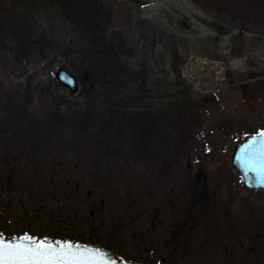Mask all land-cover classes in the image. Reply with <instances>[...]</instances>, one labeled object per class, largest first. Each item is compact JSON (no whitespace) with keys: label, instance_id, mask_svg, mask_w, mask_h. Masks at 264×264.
<instances>
[{"label":"rangeland","instance_id":"obj_1","mask_svg":"<svg viewBox=\"0 0 264 264\" xmlns=\"http://www.w3.org/2000/svg\"><path fill=\"white\" fill-rule=\"evenodd\" d=\"M246 1L227 2L243 8ZM101 2L108 8L114 30L126 37L131 66L147 84L146 104L154 107L164 102L167 87L179 81L177 91L207 96L215 105L207 109L202 126L190 131L185 146L180 139L178 146H172L177 148L169 155V163L161 164L153 156L138 162L132 156L109 157L85 135L91 122L81 131L47 115L51 106H59L60 111L71 106L89 110L95 126L101 119L97 111L101 101L73 95L61 85L47 91L58 69L72 72L58 50L22 43L19 25L35 20L52 25V12L35 2L2 0L0 18L14 25L0 32V37L6 46L15 47L9 53L11 62L0 63V168L10 169L17 162L24 163L22 167L44 166L56 182L77 183L81 193L75 201L60 200L49 196L46 184L33 190L28 174L24 183L1 173L0 225L8 226L10 236L30 231L47 238L51 237L46 231L67 227L74 240L65 239L72 242L77 238V242L97 244L123 258L124 249L129 248L140 264H172L163 237L150 228L158 230L159 222L149 220L147 210L140 207V195L150 193L159 202L163 198L174 202L191 176L218 199L215 206L224 210L221 223L228 233L227 247L221 244L204 264H264V192L247 190L232 166L233 152L243 135L259 133L264 126V101H248L239 90L242 81H255L249 73L264 74V32L205 11L195 0ZM102 199L113 209L116 204L130 207L127 215L119 207L115 216L129 217L135 224L133 231L138 232L118 237L111 227H102L110 219L107 210L103 207L90 214V205ZM67 203L73 220L65 213Z\"/></svg>","mask_w":264,"mask_h":264},{"label":"trees","instance_id":"obj_2","mask_svg":"<svg viewBox=\"0 0 264 264\" xmlns=\"http://www.w3.org/2000/svg\"><path fill=\"white\" fill-rule=\"evenodd\" d=\"M26 1L46 5L48 11L52 12L54 22L52 25H46L35 20L31 24L25 22L19 25L23 45H44L48 50H58V55L68 60L70 69L79 79L81 89L78 95L88 96L92 101H101L97 110L101 119L96 126L89 116V110L78 107L67 106L64 111H60L59 106H51L47 109L49 118L67 121L81 131H86L88 123L91 122L90 130L85 135L93 141L95 147L97 145L100 151L109 157L132 156L135 158L133 162H138L153 156L160 158L161 164L169 163V155L177 148L172 146H178L181 140L184 146L186 145L190 131H197L202 126L207 109L215 105L213 100L207 96H194L184 89L177 91L182 85L177 81L175 85L167 87L164 102L154 107L146 104L144 86L147 84L141 78L140 72H135L131 66L126 37L114 30L108 8L101 0ZM227 1L195 0L205 11L214 15H227L224 17L240 21L248 30L257 27L264 32V0H247V6L243 8ZM8 22L0 18V32L11 30L12 22ZM14 47L15 44L6 46L5 39L0 37V63L11 62L9 53L13 52ZM248 75L249 79L253 78L255 81H242L239 90L247 96L248 101H264V74L257 76L251 72ZM52 87L59 89L60 84L52 80L46 87L47 91ZM260 131H264V126L260 127ZM255 134L258 133L250 131L249 134L243 135L242 142ZM23 164L17 162L10 169L0 168V174L9 176L7 179L17 176L24 183V175L28 174L32 177H29V186L33 187V190L37 185L46 184L49 196L55 195L60 200L71 202L80 196L81 189L77 183L56 182L53 173L47 174L46 167H22ZM18 166L19 168L13 169ZM108 179L110 178L105 181ZM61 185L67 189L61 188ZM108 188L115 189L116 186ZM185 188L183 186L181 194L174 202L166 201L165 198L159 202L152 198L150 193H142L140 207L147 210L149 220L151 218L159 222L158 230L154 226L150 228L163 237V247L170 251L167 253L170 263L181 264L187 260L190 264H204L206 260L213 258V252L217 251L221 244L225 246L223 248L227 247L225 243L228 233L221 223L224 210L221 206H215V199H218L210 194L206 185L191 176ZM66 205L65 213L73 220L72 207L68 203ZM116 206L117 208L113 209L102 199L100 203L94 202L90 205V214L94 215L93 213L104 207L110 219L104 220L101 226L111 227L118 237L138 232L133 231L135 224L129 217L115 216L119 207L126 215L130 207L123 208L117 204ZM120 214L122 215L121 212ZM7 229L8 226L0 225L3 235H9ZM46 232L45 235L51 238H73L67 227H56L51 232ZM27 233L35 235L30 231ZM77 241L79 240L76 238L74 242ZM124 251L126 261L136 260L129 248ZM197 259L200 261L197 262Z\"/></svg>","mask_w":264,"mask_h":264},{"label":"snow or ice","instance_id":"obj_3","mask_svg":"<svg viewBox=\"0 0 264 264\" xmlns=\"http://www.w3.org/2000/svg\"><path fill=\"white\" fill-rule=\"evenodd\" d=\"M239 153L237 159L246 171L264 177V131L241 145ZM0 264H115V260L106 251L72 241L27 232L6 237L0 232Z\"/></svg>","mask_w":264,"mask_h":264},{"label":"water","instance_id":"obj_4","mask_svg":"<svg viewBox=\"0 0 264 264\" xmlns=\"http://www.w3.org/2000/svg\"><path fill=\"white\" fill-rule=\"evenodd\" d=\"M54 78L63 88L67 89L71 94L77 95L80 92L81 85H80L78 77L75 74H73L70 70H68L67 68L63 67V68L58 69ZM253 136L241 142L236 147L232 155V166L241 176L243 184L247 190L253 191V192H264V182H262L264 181V177H259L254 172L246 171L245 168L241 165L240 161L237 159V157L240 154L239 148L241 147V145L250 141ZM4 236L12 237L10 235H4ZM49 239L59 240V241H71L69 239H59V238H49ZM76 243H79L82 245H88L89 247L99 248L103 251L110 253L112 258L115 260V264H140L138 262H128L122 256L115 255L110 250L104 249L97 244H84L81 242H76Z\"/></svg>","mask_w":264,"mask_h":264},{"label":"bare ground","instance_id":"obj_5","mask_svg":"<svg viewBox=\"0 0 264 264\" xmlns=\"http://www.w3.org/2000/svg\"><path fill=\"white\" fill-rule=\"evenodd\" d=\"M52 238H54V237H52ZM60 239V238H59ZM125 259V258H124ZM133 262H135V261H133Z\"/></svg>","mask_w":264,"mask_h":264}]
</instances>
